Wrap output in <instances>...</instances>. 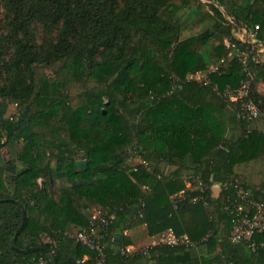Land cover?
<instances>
[{
	"label": "trees",
	"instance_id": "obj_1",
	"mask_svg": "<svg viewBox=\"0 0 264 264\" xmlns=\"http://www.w3.org/2000/svg\"><path fill=\"white\" fill-rule=\"evenodd\" d=\"M0 1L9 14L0 37V152L7 157L0 159V264L39 257L95 264V252L75 238L93 209L115 213L102 240L105 264H264V233L253 236L263 243L254 251L231 243L223 207L238 188L264 203V94L257 89L264 62L250 57L246 64L259 115L240 120L213 86L235 88L247 79L225 39L246 44L217 6ZM217 2L237 25L258 24L264 42V0ZM184 15L206 18L208 27L183 38L190 22ZM221 60L220 73L209 74L212 84L186 80ZM136 154L147 166L133 169ZM180 191L187 198L174 208L171 196ZM143 225L150 237L170 229L194 246L157 244L121 256L119 249L131 245L125 232Z\"/></svg>",
	"mask_w": 264,
	"mask_h": 264
},
{
	"label": "built area",
	"instance_id": "obj_2",
	"mask_svg": "<svg viewBox=\"0 0 264 264\" xmlns=\"http://www.w3.org/2000/svg\"><path fill=\"white\" fill-rule=\"evenodd\" d=\"M205 3H212L217 6L222 12L224 19L228 25L234 27V35L239 31L242 34L240 42L246 44L245 47L240 48L239 45L232 41L230 38L225 39V44L230 51L228 57L235 59L238 62H241L246 66L250 57L255 61H259L260 53L263 51V43L258 40V33L260 26L258 24L254 25L252 28H247L243 25H237L234 18L225 14L223 9L219 6L217 0H200ZM240 44V45H242ZM211 64L206 71H198L192 74H189L186 77L188 81H194L200 83L201 85L212 84L209 74L220 73V64ZM247 79L242 80L240 84L231 88L227 86L223 90H219L216 85L213 86V89L217 94L228 104H230L235 110L236 117L243 121H251L259 115V108L257 104L250 98V87L253 80L254 73L250 72L247 66L245 67ZM180 85H176L175 87ZM134 161V170H136L137 165L147 166V162L142 159L137 154L135 155ZM185 184L187 188H190V181L188 176L185 177ZM212 195H214L213 190ZM185 191H180L171 196V200L174 208L177 207V204L180 200L186 199ZM202 197H193L191 202H195ZM224 210L231 217V230L229 234V241L233 244L238 243H247L249 248L254 251L261 246L263 243L257 244L253 240L255 234L264 233V203L258 202L255 200L252 195L241 188H238L234 193L228 194L225 196L223 201ZM115 213L107 211L102 213L97 209H93L90 212L89 224L87 228L82 229L76 234V240L82 245L90 250L95 252V264H105V253L104 245L102 243L104 231L109 227V225L114 221ZM157 244L170 245V246H194L191 243L186 235L175 236L174 233L169 229L165 232L160 233L156 236L155 241L145 247H135V246H125L119 249V254L121 256L127 257L136 254H145L148 247L154 246ZM88 259V256L85 255L80 262H84ZM46 259L39 257L34 261L33 264H46ZM181 264V263H178ZM191 264V263H186ZM197 264H233L231 262H199Z\"/></svg>",
	"mask_w": 264,
	"mask_h": 264
},
{
	"label": "rangeland",
	"instance_id": "obj_3",
	"mask_svg": "<svg viewBox=\"0 0 264 264\" xmlns=\"http://www.w3.org/2000/svg\"><path fill=\"white\" fill-rule=\"evenodd\" d=\"M8 20H9V14L7 13V11H6L3 3L0 1V37H3L5 35H7V32L5 31L4 28H5V25L8 23ZM183 20H186V22L187 21H190L192 23V25L193 24H196L197 25L196 27L194 26L195 28L192 27L193 29L192 28H188L191 25L190 22H189L188 25H186V27L182 29V37L183 38L184 37H187L188 35H191L193 33L200 32V31L203 30V28L208 27L207 19L206 18L199 17V16L189 18L188 16L184 15ZM34 27H35V31L37 32V35L39 36L42 33V27H41V25L35 24ZM12 51H13L12 48L11 47H8L7 48V56L10 53H12ZM257 89H258L259 92H261V93L264 94V84L263 85H260V84L257 85ZM0 159H2V160H6L7 159L4 150H2L0 152ZM131 164H134V161L133 160L131 161ZM51 187H52V189L54 191H57L56 183L55 182H51ZM139 233L140 234H143V231L140 230ZM155 238H156V236H155ZM155 238L153 239V242L155 241Z\"/></svg>",
	"mask_w": 264,
	"mask_h": 264
},
{
	"label": "crops",
	"instance_id": "obj_4",
	"mask_svg": "<svg viewBox=\"0 0 264 264\" xmlns=\"http://www.w3.org/2000/svg\"><path fill=\"white\" fill-rule=\"evenodd\" d=\"M240 3H241V5H246L248 3V0H240ZM241 34L242 33L238 31L235 34V37L238 40H241V38H242ZM262 43H263V46H264V42H262ZM259 59H260V61L264 62V47H263L262 53H260ZM260 85H263V84H260ZM211 190H213V193L216 195L218 193V191H219V186L218 185H214V186H212ZM74 230L76 231L77 229H74ZM140 230L143 231V234L139 233ZM125 233L131 239V245L130 246H135V247H145V246L151 245L153 243V239L155 238V236L150 237L147 234V229H146V227L144 225L143 226H139V227H137L135 229H132V230H128ZM193 252L195 253V251H193Z\"/></svg>",
	"mask_w": 264,
	"mask_h": 264
}]
</instances>
